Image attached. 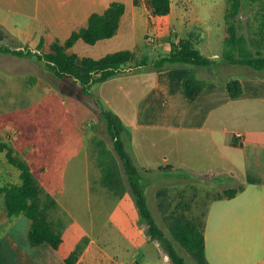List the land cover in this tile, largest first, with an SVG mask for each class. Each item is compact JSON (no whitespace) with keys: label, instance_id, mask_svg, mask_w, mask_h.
Here are the masks:
<instances>
[{"label":"rangeland","instance_id":"rangeland-1","mask_svg":"<svg viewBox=\"0 0 264 264\" xmlns=\"http://www.w3.org/2000/svg\"><path fill=\"white\" fill-rule=\"evenodd\" d=\"M112 1L115 0H49V9L43 12L47 20L43 23L32 18L35 11L29 0L22 1L21 6L12 12L14 15L10 13V18L7 17V10L0 8V19H8L6 27H0V46L35 50L43 39L42 52L47 53L54 40L64 41L72 31L86 25L85 20H68L73 13H100ZM119 1L125 3L126 11L117 37L94 45L78 40L69 52L98 59L108 53L128 49L135 52L138 58L150 62L166 55L171 45L177 44L180 39H192L194 48L204 56L217 55L214 58L217 64L205 69L210 70L212 75L224 77L240 72L239 67L224 65L219 59L223 49L225 0H171L166 24L151 18L149 0H132L137 5L136 14L131 12L134 9L131 0ZM248 15V11L242 10V21ZM61 19L66 20L63 29L57 25ZM222 70L226 71L222 73ZM112 78V83L94 84L91 93L105 109L118 116L120 122H126L133 113V103L139 90L126 99L124 88L129 77L120 74ZM93 97L83 96L79 86L71 80L57 78L43 62L29 56L0 53V142L12 147L16 155L30 165L41 187L42 198L50 193L52 198L59 200L57 207L49 211V218L63 231L68 241L66 244L70 246L73 242L74 248L80 250L78 260L88 241L95 240L93 251H89L79 264H129L135 261L172 264L165 249L145 234L131 189L122 198H117L101 185V173L96 165L91 138L101 137L111 144L101 120V108ZM129 146L127 144L126 148L129 149ZM159 170L151 169L140 174V182L147 183L144 187L147 207L158 223L157 189L166 182H178L176 179L185 175L180 171ZM224 177L210 182H227L225 187H228L229 181ZM189 180L208 182L202 175H193ZM18 182V170L9 165L1 153L0 185ZM217 206L211 209V219L217 212ZM209 231L215 233L212 225ZM73 232L79 235L76 241L70 240ZM246 235L247 226L242 223L240 243L244 242ZM214 247L215 235L213 248L209 243L205 252L211 264L218 259ZM177 250L186 264H195L185 250L179 246ZM238 260L241 262L244 258Z\"/></svg>","mask_w":264,"mask_h":264},{"label":"trees","instance_id":"trees-1","mask_svg":"<svg viewBox=\"0 0 264 264\" xmlns=\"http://www.w3.org/2000/svg\"><path fill=\"white\" fill-rule=\"evenodd\" d=\"M149 8L153 16L164 17L170 13L171 0H149ZM242 10L249 13L245 21L240 17ZM124 13L125 4L115 0L102 13H92L86 25L72 31L64 41L54 40L47 53L42 52L43 39L35 50L0 46V53L29 56L43 62L57 78L76 83L81 94L88 97H93L91 87L94 84L103 83L120 74L186 67L189 73L182 83L183 94L188 100H195L204 84L196 77L195 69H211L217 60L195 49L192 39H180L177 44L171 45L166 55L158 56L150 62L138 58L135 52L128 49L108 53L98 59L69 52L78 40L94 45L114 37ZM223 33V49L219 58L222 64L258 72L264 70V0H225ZM226 89L231 98H238L242 94L238 80L227 81ZM93 98L101 108V120L111 144L101 137L91 138L96 165L101 173V185L117 198H122L131 189L145 234L165 249L172 264H186L178 254V246L186 251L195 264H209L204 245L209 206L214 201L235 197L243 190V184L221 189L208 182H191L189 179L193 175L184 172L182 178L176 179L178 182H166L157 189L155 199L160 215L158 223L147 207L144 192L147 183L140 182L141 172L148 173L150 170L136 166L126 148L129 142L128 130L115 114L105 109L96 97ZM1 153L6 162L19 172L18 183L0 185L2 208L7 217L23 215L28 218L31 224L27 239L31 246L47 244L62 255L65 264H76L80 250L64 248L61 230L49 218V211L58 205L56 200L47 193L42 198L41 187L30 165L17 156L12 147L0 142ZM164 170L176 171L172 166L160 168L159 171Z\"/></svg>","mask_w":264,"mask_h":264},{"label":"crops","instance_id":"crops-1","mask_svg":"<svg viewBox=\"0 0 264 264\" xmlns=\"http://www.w3.org/2000/svg\"><path fill=\"white\" fill-rule=\"evenodd\" d=\"M22 1L0 0V8L7 10L10 18V13L13 14ZM29 1L35 11L32 18L42 23L46 21L43 12L48 11L49 0ZM133 6L131 12L136 14L137 5ZM92 13L75 12L68 20L87 22ZM169 14L151 18L166 24ZM7 17L0 19V27H6ZM65 22L61 19L58 27L63 29ZM120 27L121 21L114 37ZM235 67L241 69L239 73L224 77L214 76L210 70L195 69L196 77L204 84L193 101L188 100L182 90L183 80L189 73L186 67L124 73L129 77L124 98L134 91L139 90V93L133 103V113L128 121L121 120V123L129 132L128 145L131 146L128 151L139 168L151 170L172 166L176 171L205 176L210 185L216 183L221 189L243 184V190L235 197L210 204L204 230L205 252L209 243L213 248L215 235L214 248L218 255L215 264H264V70L251 72L245 67ZM229 80L240 82V97L229 96L226 89ZM111 81L113 78L103 83ZM105 102L110 105L108 100ZM234 132L242 136L234 139ZM222 176L229 181L228 187H225L227 182H210ZM55 200L59 204V200ZM215 205H218L217 212L211 219V209ZM242 223L247 226V235L240 243ZM30 224L23 215L8 218L0 204V264H65L62 255L49 245L34 247L29 244ZM211 225L215 233L208 232ZM61 233L64 248L74 249L73 242L68 246L63 231ZM71 238L76 241L79 235L73 232ZM127 239L129 241V237ZM94 245L95 240L90 239L76 264L93 251ZM240 257L244 258L241 262Z\"/></svg>","mask_w":264,"mask_h":264},{"label":"built area","instance_id":"built-area-1","mask_svg":"<svg viewBox=\"0 0 264 264\" xmlns=\"http://www.w3.org/2000/svg\"><path fill=\"white\" fill-rule=\"evenodd\" d=\"M241 136H242V135H241L240 132H234V138H235V139H239ZM129 264H144V263L130 262Z\"/></svg>","mask_w":264,"mask_h":264}]
</instances>
